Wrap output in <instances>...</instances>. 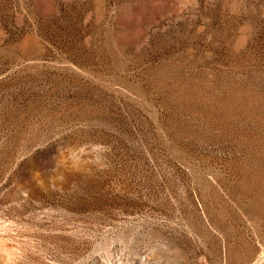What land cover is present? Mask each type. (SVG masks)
I'll return each mask as SVG.
<instances>
[{"label": "rangeland", "instance_id": "374dc122", "mask_svg": "<svg viewBox=\"0 0 264 264\" xmlns=\"http://www.w3.org/2000/svg\"><path fill=\"white\" fill-rule=\"evenodd\" d=\"M0 264H264V0H0Z\"/></svg>", "mask_w": 264, "mask_h": 264}]
</instances>
